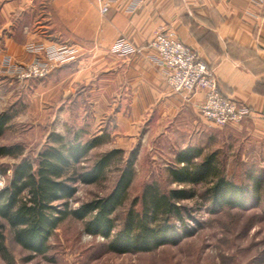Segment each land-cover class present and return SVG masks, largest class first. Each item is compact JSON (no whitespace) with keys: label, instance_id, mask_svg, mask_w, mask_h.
<instances>
[{"label":"crops","instance_id":"crops-1","mask_svg":"<svg viewBox=\"0 0 264 264\" xmlns=\"http://www.w3.org/2000/svg\"><path fill=\"white\" fill-rule=\"evenodd\" d=\"M109 9L102 14L97 0H0V72L7 58L29 60L32 43L71 46L84 93L98 100L100 123L119 148L148 136L193 147L204 125L217 126L201 114L205 91L173 92L147 48L170 31L210 65L219 93L264 126V8L251 0H115ZM122 36L143 53H112Z\"/></svg>","mask_w":264,"mask_h":264},{"label":"rangeland","instance_id":"rangeland-1","mask_svg":"<svg viewBox=\"0 0 264 264\" xmlns=\"http://www.w3.org/2000/svg\"><path fill=\"white\" fill-rule=\"evenodd\" d=\"M35 58L34 54L23 62L11 58L10 67L31 66ZM76 60L77 57L52 68L45 76L36 75L33 69L0 72V117L8 118L0 147L22 148L19 158L0 157V168L6 170L0 173V191L11 181L16 165L26 159L35 161L39 152L55 145L56 136L65 142H72L78 136L80 141L86 142L97 135H104L105 142L95 148L82 165L91 167L101 154L113 149L123 150L124 159L114 160L104 181L94 185L77 183L72 208L109 195L131 157H135L136 176L130 197L138 196L152 181L158 182L166 192L178 188L171 182L169 169L175 166L176 156L184 144L175 142L174 137L166 136L157 141L148 136L136 144L129 142L119 148L113 131L100 123L104 116L94 108L98 100H89L84 93L86 87L77 65L74 66ZM177 138L180 141L181 138ZM192 140L193 147L203 149L205 154L217 153L228 179L249 188L253 185L251 178L264 180V126L260 122L247 119L223 128L206 124L202 135H194ZM202 191L200 189L198 194ZM262 194L260 200L251 199L245 209L225 207L215 213H210L198 197L185 201L183 204L189 212L184 216L194 231L193 236L179 245L169 244L150 253H109L103 247V237L90 236L81 221L70 218L52 236L51 250L35 256L15 243L9 229L0 228V234L5 235L4 245L0 240V264H264V192Z\"/></svg>","mask_w":264,"mask_h":264},{"label":"trees","instance_id":"trees-1","mask_svg":"<svg viewBox=\"0 0 264 264\" xmlns=\"http://www.w3.org/2000/svg\"><path fill=\"white\" fill-rule=\"evenodd\" d=\"M7 122L6 116L0 117V137ZM104 138L97 135L83 142L77 136L65 142L56 136L55 145L39 152L35 161L26 159L16 165L11 181L0 191L1 230L9 229L16 244L38 256L51 250L55 231L72 218L81 221L90 236L103 237V247L109 253H150L193 236L184 216L189 212L185 201L198 197L210 213H215L225 207L245 209L251 199L262 198L263 179L251 178L250 188L237 184L226 177L216 152L205 154L201 148L187 147L169 169L171 182L178 188L166 192L152 181L138 196L130 197L136 176L135 157H131L109 195L72 208L77 183L94 185L104 181L114 160L124 159L123 150L113 149L101 154L91 167L82 165L95 148L104 144ZM21 155V147H0V157ZM5 171L0 168V173ZM197 187L203 189L199 194ZM0 240L4 245V233Z\"/></svg>","mask_w":264,"mask_h":264},{"label":"built area","instance_id":"built-area-1","mask_svg":"<svg viewBox=\"0 0 264 264\" xmlns=\"http://www.w3.org/2000/svg\"><path fill=\"white\" fill-rule=\"evenodd\" d=\"M115 0H97L101 13L105 14ZM255 5L264 8V0H251ZM154 49L158 56L156 63L161 67L165 80L175 93L192 95L199 90L205 91V102L200 106L201 114L210 123L222 128L227 125H237L249 119L252 115L250 109L245 106L236 105L229 98L221 95L218 89V81L212 68L206 64L195 50H191L183 44L172 32H157L148 43L147 48ZM27 51L36 56L32 65L18 64L11 66V58L4 62L7 70L15 69L16 72L33 69L38 76H45L57 66L69 63L78 56L77 49L71 46H47L30 44ZM143 48L136 47L125 37L112 47V53L120 56H133L141 54ZM8 67V68H7ZM188 98V97H187Z\"/></svg>","mask_w":264,"mask_h":264}]
</instances>
